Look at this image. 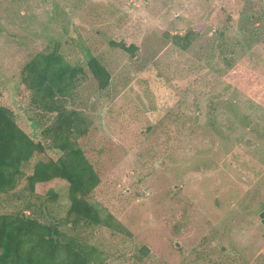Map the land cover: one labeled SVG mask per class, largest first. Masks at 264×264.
<instances>
[{"label": "rangeland", "instance_id": "1", "mask_svg": "<svg viewBox=\"0 0 264 264\" xmlns=\"http://www.w3.org/2000/svg\"><path fill=\"white\" fill-rule=\"evenodd\" d=\"M188 29L179 51L166 35ZM217 43L264 75V0H0V91L19 94L24 65L56 44L111 74L88 140L101 171L89 203L107 225L77 230L100 264H264V109L226 86ZM46 189L63 215L67 183ZM26 206L22 191L0 195V214Z\"/></svg>", "mask_w": 264, "mask_h": 264}, {"label": "trees", "instance_id": "2", "mask_svg": "<svg viewBox=\"0 0 264 264\" xmlns=\"http://www.w3.org/2000/svg\"><path fill=\"white\" fill-rule=\"evenodd\" d=\"M223 35L220 31L219 42ZM166 37L186 51L197 33L188 29ZM108 46L130 55L137 51L124 43ZM219 48L213 46L208 55L218 54L221 65L216 66L226 86L264 109V75L248 58L237 62ZM89 78L94 91L80 100L84 94L79 89ZM18 82L23 86L19 94L0 91V195L22 191L28 206L0 214V264H100L98 249L81 240L77 230L107 225L89 203L101 171L92 162L100 152L88 140L98 97L110 99L111 74L92 55L84 66L70 63L56 44L24 65ZM56 181L68 185L63 215L56 194L46 189Z\"/></svg>", "mask_w": 264, "mask_h": 264}, {"label": "water", "instance_id": "3", "mask_svg": "<svg viewBox=\"0 0 264 264\" xmlns=\"http://www.w3.org/2000/svg\"><path fill=\"white\" fill-rule=\"evenodd\" d=\"M258 218L260 220V224L262 225V227H264V211H262L259 215Z\"/></svg>", "mask_w": 264, "mask_h": 264}]
</instances>
